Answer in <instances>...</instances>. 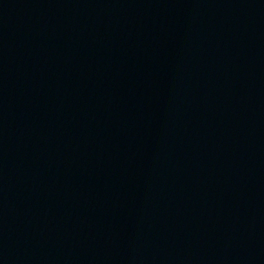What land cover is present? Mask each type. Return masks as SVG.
Wrapping results in <instances>:
<instances>
[{"label": "water", "instance_id": "1", "mask_svg": "<svg viewBox=\"0 0 264 264\" xmlns=\"http://www.w3.org/2000/svg\"><path fill=\"white\" fill-rule=\"evenodd\" d=\"M0 264H264V0H0Z\"/></svg>", "mask_w": 264, "mask_h": 264}]
</instances>
